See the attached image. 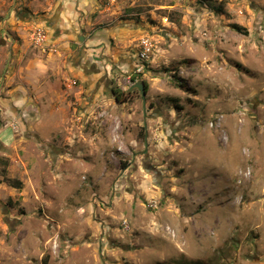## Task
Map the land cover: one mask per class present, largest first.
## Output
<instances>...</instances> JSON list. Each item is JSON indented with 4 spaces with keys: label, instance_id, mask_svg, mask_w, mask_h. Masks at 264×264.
<instances>
[{
    "label": "rangeland",
    "instance_id": "1",
    "mask_svg": "<svg viewBox=\"0 0 264 264\" xmlns=\"http://www.w3.org/2000/svg\"><path fill=\"white\" fill-rule=\"evenodd\" d=\"M58 2L0 0V22L23 14L46 60ZM90 19L97 94L51 75L0 156V264H264V0H98Z\"/></svg>",
    "mask_w": 264,
    "mask_h": 264
},
{
    "label": "crops",
    "instance_id": "2",
    "mask_svg": "<svg viewBox=\"0 0 264 264\" xmlns=\"http://www.w3.org/2000/svg\"><path fill=\"white\" fill-rule=\"evenodd\" d=\"M96 3L98 0H59L51 16L47 14L42 21L48 26L47 45L56 48L57 52L47 55L46 60H40L39 53H27L28 47L22 40L24 34L15 25V17L24 20L23 14L11 10L0 22V35L1 30L5 35L0 36V156L9 154L10 148L16 146L19 140L17 131L29 126L27 111L38 104L32 92L45 89L49 96L51 86L60 85L59 80H51V75L72 77L81 84L85 93L91 92L90 97L97 94L98 87L94 85L99 70L91 59V50L99 39L84 33L91 25L90 18ZM75 40L82 45L78 52ZM70 55H76L71 65L73 68L66 59Z\"/></svg>",
    "mask_w": 264,
    "mask_h": 264
},
{
    "label": "built area",
    "instance_id": "3",
    "mask_svg": "<svg viewBox=\"0 0 264 264\" xmlns=\"http://www.w3.org/2000/svg\"><path fill=\"white\" fill-rule=\"evenodd\" d=\"M112 1H114V0H112ZM30 41L32 42V45H41L43 42L42 34L40 32H37V31L34 33H31ZM142 45L143 46H142V51L140 53V58L143 61H146V59L148 58L150 48L148 47L146 42H144Z\"/></svg>",
    "mask_w": 264,
    "mask_h": 264
},
{
    "label": "trees",
    "instance_id": "4",
    "mask_svg": "<svg viewBox=\"0 0 264 264\" xmlns=\"http://www.w3.org/2000/svg\"><path fill=\"white\" fill-rule=\"evenodd\" d=\"M200 2H203V3H206V4H210L211 3V0H199ZM214 11L218 14H223V10L222 8H214ZM232 29H234L235 31L237 32H241L243 30H241V28L236 25V24H233L232 26ZM7 183L10 185V186H15V187H19V183L18 182H14V181H11V180H7ZM43 264H46V261H43Z\"/></svg>",
    "mask_w": 264,
    "mask_h": 264
},
{
    "label": "water",
    "instance_id": "5",
    "mask_svg": "<svg viewBox=\"0 0 264 264\" xmlns=\"http://www.w3.org/2000/svg\"><path fill=\"white\" fill-rule=\"evenodd\" d=\"M133 90H138L139 93H140V96L142 98V104H143V107H144V104H145V90H144V83L142 81H138L136 82L135 84H133L129 89H128V92H131ZM8 223V222H7Z\"/></svg>",
    "mask_w": 264,
    "mask_h": 264
}]
</instances>
